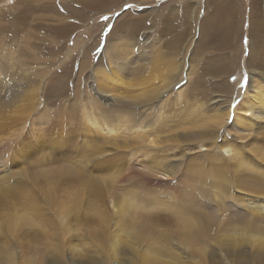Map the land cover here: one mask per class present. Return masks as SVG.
<instances>
[{
	"label": "rangeland",
	"instance_id": "obj_1",
	"mask_svg": "<svg viewBox=\"0 0 264 264\" xmlns=\"http://www.w3.org/2000/svg\"><path fill=\"white\" fill-rule=\"evenodd\" d=\"M225 1L0 0V264H264V0Z\"/></svg>",
	"mask_w": 264,
	"mask_h": 264
},
{
	"label": "bare ground",
	"instance_id": "obj_2",
	"mask_svg": "<svg viewBox=\"0 0 264 264\" xmlns=\"http://www.w3.org/2000/svg\"><path fill=\"white\" fill-rule=\"evenodd\" d=\"M225 3L228 5H230V3H229V1L227 0V1H225ZM254 3H255V1H254ZM255 5V4H254ZM264 7V6H263ZM108 22H109V20H108ZM108 39V38H107ZM251 43V42H250ZM118 67V66H117ZM118 72V71H117ZM116 72V73H117ZM119 73V72H118ZM107 75V74H106ZM105 75V73H104V77L106 76ZM119 75V74H118ZM108 76V75H107ZM116 77V76H115ZM118 77V76H117ZM120 77V76H119ZM105 78H108V77H105ZM110 78H112V77H110ZM121 78V77H120ZM109 79V78H108ZM115 79V78H114ZM177 83V82H176ZM175 83V84H176ZM174 84V85H175ZM251 82H250V84L248 83L247 84V86H245L244 88V92H243V96L242 97H245V95H246V93H249L248 91H249V87L251 86ZM103 86V85H102ZM174 87V86H173ZM254 87H255V85H254ZM105 89V88H104ZM263 90V89H262ZM254 91H255V89H254ZM264 91V90H263ZM257 92V91H256ZM239 94H240V92H238ZM251 94H253L254 96H255V94H254V92L253 93H251ZM261 94H262V92H261ZM263 94H264V92H263ZM262 94V95H263ZM252 95V96H253ZM249 96V95H248ZM253 96V97H254ZM243 99V98H242ZM262 99V98H261ZM239 100V99H238ZM263 100H264V97H263ZM262 100V103L264 102ZM244 102V101H243ZM252 102V101H251ZM261 102V101H260ZM253 103V102H252ZM258 103V102H257ZM233 104V103H232ZM254 104V103H253ZM260 104V103H259ZM240 102L237 104V105H235V108H234V116H233V120H232V122H231V124L226 128V130H225V132L222 134V138H227V136L229 135V134H233V136H236V138L238 137V138H242L243 136H244V134H243V130H245V125L249 122H246L247 121V119H246V117L249 115V112H251V109L250 108H248V109H243V110H241V107H240ZM243 105V104H242ZM241 105V106H242ZM246 105H247V103H246ZM251 105V104H250ZM261 105V104H260ZM253 106V105H252ZM255 106V105H254ZM253 106V107H254ZM247 107H248V105H247ZM262 107V106H261ZM228 108H229V102H228V104H227V107H226V110H225V112H224V115L221 117V119H220V121H218V123H217V129H216V132L215 133H217V131L219 130V128L222 126V124L226 121V119H227V117H228V114H229V110H228ZM246 108V107H245ZM254 109V108H253ZM252 109V110H253ZM257 109V108H256ZM248 110H250V111H248ZM261 110V109H260ZM262 110H264V108H262ZM232 112V111H231ZM261 112V111H260ZM240 114H242V116L240 115ZM256 114V113H255ZM254 114V115H255ZM259 114V113H258ZM252 118V117H251ZM253 119V118H252ZM134 124V123H133ZM142 122L139 124L140 126H142ZM126 125V124H125ZM124 125V126H125ZM145 125V124H144ZM234 125L235 126H238V127H241V129L237 132V131H235V127H234ZM127 126V125H126ZM128 126H129V123H128ZM131 127V126H130ZM151 129V128H150ZM109 131H111V129H109ZM137 133H144V130H142V131H140V132H137ZM239 133V134H238ZM218 136H217V134H216V136H214V138H215V140L217 141L218 140V138H217ZM146 140V139H145ZM238 140V139H237ZM149 142L148 143H152L151 145H153V143H157V141L156 140H154V139H149L148 140ZM217 145V144H216ZM218 146V145H217ZM219 146H220V144H219ZM221 146H222V144H221ZM220 146V147H221ZM230 149V145H226V146H223V147H221V150L222 151H228ZM168 168V167H167ZM167 168H165L166 170H167ZM163 170V172H164V168L162 169ZM170 171V170H169ZM171 172H172V170H171ZM159 173V172H158ZM163 178H165V177H163ZM16 202H18L17 200L15 201V203ZM11 203H14V200H11V199H0V206L1 205H5V204H7V205H10ZM14 206V205H13ZM255 208H256V206H254ZM256 210L257 211H259L260 213H262L263 215H264V207H263V205H259V209L258 208H256ZM12 211H5V212H3V215L2 214H0V215H2V217H4L5 219V221H7V222H5V226L6 225H9V218H10V216H8L10 213H11ZM2 213V212H1ZM256 213H258V212H256ZM6 216V217H5ZM260 216V215H259ZM3 219V218H2ZM1 222V221H0ZM8 227V226H7ZM1 228V230H3L2 229V227H0ZM7 229V228H6ZM0 230V231H1ZM8 230V229H7ZM2 235H3V237L4 238H6L7 237V231H5V230H3V232H0ZM1 237V236H0ZM10 256V255H9Z\"/></svg>",
	"mask_w": 264,
	"mask_h": 264
},
{
	"label": "snow or ice",
	"instance_id": "obj_3",
	"mask_svg": "<svg viewBox=\"0 0 264 264\" xmlns=\"http://www.w3.org/2000/svg\"><path fill=\"white\" fill-rule=\"evenodd\" d=\"M108 163L107 160H105V158L101 157V158H97L94 160V164H97V165H104Z\"/></svg>",
	"mask_w": 264,
	"mask_h": 264
},
{
	"label": "water",
	"instance_id": "obj_4",
	"mask_svg": "<svg viewBox=\"0 0 264 264\" xmlns=\"http://www.w3.org/2000/svg\"><path fill=\"white\" fill-rule=\"evenodd\" d=\"M231 120V118H229V121Z\"/></svg>",
	"mask_w": 264,
	"mask_h": 264
}]
</instances>
